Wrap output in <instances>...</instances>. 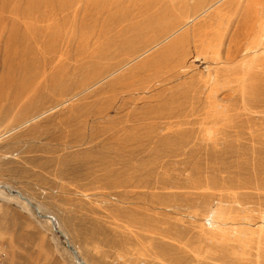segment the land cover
<instances>
[{"label": "rangeland", "instance_id": "obj_1", "mask_svg": "<svg viewBox=\"0 0 264 264\" xmlns=\"http://www.w3.org/2000/svg\"><path fill=\"white\" fill-rule=\"evenodd\" d=\"M0 264H264V0H0Z\"/></svg>", "mask_w": 264, "mask_h": 264}, {"label": "bare ground", "instance_id": "obj_2", "mask_svg": "<svg viewBox=\"0 0 264 264\" xmlns=\"http://www.w3.org/2000/svg\"><path fill=\"white\" fill-rule=\"evenodd\" d=\"M37 3H38V2H37ZM40 4H41V3H40ZM61 5H64V4H61ZM59 6H60V5H59ZM15 11H16V10H15ZM115 12H116V11H115ZM26 14H27V13H26ZM21 17H22V18H20V19L26 21L27 17H25V16H21ZM24 18H25V19H24ZM131 18H132V17H131ZM42 20H46V18H44V19H42ZM33 28H35V27L33 26ZM40 43L42 44L41 41H40ZM44 44H45V43H44ZM42 46H43V45H42ZM52 48H53V47H52ZM45 50H46V48H45ZM52 51H53V49H52ZM45 53H47L48 56H49V52H45ZM52 53H53V52H52ZM21 54H22V53H21ZM108 175H109V174H108ZM107 179H109V177H107ZM111 181H112V179H110V183H111V184H109V180H107L106 184H107V185H114L113 181H112V182H111ZM17 195L20 196L18 193H17ZM20 198L23 199L24 201H26L23 197L20 196ZM26 202H27V201H26ZM27 203H28V202H27ZM29 205H30V204H29Z\"/></svg>", "mask_w": 264, "mask_h": 264}]
</instances>
